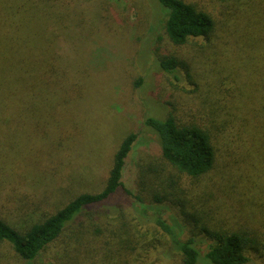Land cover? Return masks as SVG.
Masks as SVG:
<instances>
[{"label": "rangeland", "instance_id": "1", "mask_svg": "<svg viewBox=\"0 0 264 264\" xmlns=\"http://www.w3.org/2000/svg\"><path fill=\"white\" fill-rule=\"evenodd\" d=\"M183 1L218 22L219 30L209 40L173 45L158 0H0V42L10 45L15 61L29 66V75L41 74L53 83L49 93L27 94V103L39 108L29 114L32 118L19 123L20 110L30 106L16 98L11 111L16 124L0 126L12 128L11 138L0 135V220L25 228L81 195L101 193L119 146L138 132V120L146 114L173 115L179 123L193 124L207 119L215 91L221 98L231 93L241 50L233 37L223 44L226 40L218 34L221 6L232 0ZM2 52L0 46V73L5 76ZM165 58L180 62V70L167 74L158 64ZM41 95L46 108L36 103ZM156 140L149 129L141 133L127 160L124 186L104 205L105 214L96 208L99 218L110 229L138 224L147 245L158 242L161 253L170 244L156 227L158 219L173 226L181 222L177 234L189 237L191 228L181 211L195 214L203 226L233 230L241 221L242 199L229 191L236 168L229 177L220 165L199 182L191 181L163 160ZM158 195L162 204L155 202ZM87 215L76 226H87ZM121 232L129 235L127 229ZM208 247L205 243L201 249ZM136 253L145 257L142 249ZM75 255V244L65 235L33 264H71ZM0 264L28 263L3 243ZM252 264H264V258Z\"/></svg>", "mask_w": 264, "mask_h": 264}, {"label": "trees", "instance_id": "2", "mask_svg": "<svg viewBox=\"0 0 264 264\" xmlns=\"http://www.w3.org/2000/svg\"><path fill=\"white\" fill-rule=\"evenodd\" d=\"M158 3L165 13L166 35L173 45L182 47L196 40H209L219 30L218 22L210 14L183 0H158ZM221 7V11L225 9L221 13L222 31L218 38L225 39L221 43L226 44L227 38L233 37L239 43L241 56L236 69L238 77H233L235 86L223 98L219 91L214 92L218 96L212 101L207 119L182 124L173 115L155 118L146 114L138 120V132L129 134L119 146L101 193L81 195L60 211L25 228L17 229L0 220V244L10 245L16 257L28 264H33L65 235L75 244L76 255L71 264H164L165 261L252 264L255 258H264V0H232ZM6 34L12 38L11 32ZM0 46L8 68L3 72L5 76L0 73V126H13L17 120L11 116L13 99L20 98L23 105L30 106L29 110H20L21 124L39 109L35 102L27 103V94L49 93L53 83L49 77L43 80L41 74L29 75L33 71L15 61L10 45L0 42ZM158 64L169 75L180 70L181 65L174 58L159 59ZM141 84L138 82L137 86ZM37 102L46 108L42 95ZM145 129L157 135V148L163 160L191 181L199 182L220 165L228 175L236 168L235 175H229V191L238 192L242 199L241 221L233 225V230L223 232L203 226L195 214L181 211L182 220L191 228L189 237L184 239L180 232L177 234L181 222L176 221L173 226L157 220L156 227L168 237L170 244L163 253L158 242L147 245V235L141 234L138 224L117 226L114 229L119 235L117 232L113 235L114 229L99 218L96 208L105 214L104 205L123 188L127 160ZM0 135L11 138L12 128L0 130ZM127 193L137 202H143L134 191ZM155 202L162 204V196H155ZM86 214L91 217L87 226H76ZM121 229H127L129 235ZM205 243L209 247L203 252ZM141 249L145 253L143 259L140 252L136 253Z\"/></svg>", "mask_w": 264, "mask_h": 264}]
</instances>
